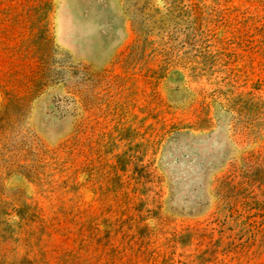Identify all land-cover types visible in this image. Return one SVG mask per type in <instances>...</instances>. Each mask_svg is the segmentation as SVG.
I'll use <instances>...</instances> for the list:
<instances>
[{
    "label": "rangeland",
    "instance_id": "rangeland-1",
    "mask_svg": "<svg viewBox=\"0 0 264 264\" xmlns=\"http://www.w3.org/2000/svg\"><path fill=\"white\" fill-rule=\"evenodd\" d=\"M200 1L215 49L192 76L130 58L125 0H0V102L27 104L21 118L0 114V197L23 189L37 216L1 255L264 264V0ZM49 34L58 60L94 77L89 108L73 76L42 87L56 66Z\"/></svg>",
    "mask_w": 264,
    "mask_h": 264
},
{
    "label": "trees",
    "instance_id": "trees-1",
    "mask_svg": "<svg viewBox=\"0 0 264 264\" xmlns=\"http://www.w3.org/2000/svg\"><path fill=\"white\" fill-rule=\"evenodd\" d=\"M202 5L203 2L200 0H125L126 12L136 34V40L129 54L130 58L160 56L163 57L160 63L161 69L165 71L172 67H181L189 71L192 76H202L207 73L208 66L197 60L202 61L207 59V56L214 55L215 46L208 44L205 39ZM46 41L51 49L48 58L53 59L56 66H48V75L42 87L63 83L68 77L73 76L75 82L71 91L79 99L78 103L82 107L89 108L92 103L89 95L94 82L89 69L82 65L74 66L68 58L61 57L58 60L55 57L57 55L54 56L52 52L56 47L50 34ZM175 50H184L183 56L177 61L172 56ZM201 64V68H196ZM26 107L24 97H4L0 102V114H3L7 122L12 121L14 118L23 117L26 114ZM23 167L25 166L17 165V168ZM140 169L142 177L146 179L147 175L150 176L149 166L142 165ZM12 171L16 172L13 169ZM18 173L29 178L26 173ZM11 192L13 193L10 196L0 197V241H5L0 242V246L15 243L8 241L14 240L18 232L37 217L36 207L28 202L30 198L23 189H12ZM12 260L7 254H0V264L35 263L34 259L27 256H22L19 260L16 258L14 262Z\"/></svg>",
    "mask_w": 264,
    "mask_h": 264
}]
</instances>
